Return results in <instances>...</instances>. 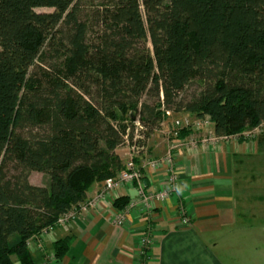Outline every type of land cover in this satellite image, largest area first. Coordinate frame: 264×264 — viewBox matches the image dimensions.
<instances>
[{
	"label": "trees",
	"instance_id": "16d2710c",
	"mask_svg": "<svg viewBox=\"0 0 264 264\" xmlns=\"http://www.w3.org/2000/svg\"><path fill=\"white\" fill-rule=\"evenodd\" d=\"M99 18L90 45L79 0H0V264H35L31 240L124 169L117 149L134 133L121 112H139L147 137L165 111L181 109L209 116L217 136L264 123V0H113ZM48 51L65 59L63 78L45 84L33 68ZM195 80L200 91L179 100ZM92 86L99 103L84 97ZM36 126L43 133H20ZM32 171L48 185L32 184ZM128 203L120 196L114 206ZM71 241L54 243L57 259Z\"/></svg>",
	"mask_w": 264,
	"mask_h": 264
},
{
	"label": "crops",
	"instance_id": "0c3cea01",
	"mask_svg": "<svg viewBox=\"0 0 264 264\" xmlns=\"http://www.w3.org/2000/svg\"><path fill=\"white\" fill-rule=\"evenodd\" d=\"M255 133L203 142L206 130L193 132L195 147L179 144L173 149L178 189L155 204L150 221L138 207L122 225L115 223V199L126 196L131 201L137 196L135 188L125 184L89 211L80 210L75 219L31 240L35 264H142L141 237L150 225L153 246L146 264H264V250L257 245L264 238L241 233L247 225H264L262 164L255 161L262 140ZM162 140L149 139L138 160L148 191L166 185L165 169L148 164L167 151L168 141ZM102 184L94 183L87 199L94 198ZM181 204L191 217L189 225L179 221ZM232 226L238 232L226 233ZM67 237H72L70 247L59 260L54 243Z\"/></svg>",
	"mask_w": 264,
	"mask_h": 264
},
{
	"label": "rangeland",
	"instance_id": "374dc122",
	"mask_svg": "<svg viewBox=\"0 0 264 264\" xmlns=\"http://www.w3.org/2000/svg\"><path fill=\"white\" fill-rule=\"evenodd\" d=\"M79 2L81 5V19L83 21H85L88 25L87 42L90 45L97 44L99 42L100 35L103 31L102 25L100 22V18H99V13L105 5H111L113 0H79ZM37 11H52V9H50V8H38ZM143 45L147 49L152 51V45H151L149 40L145 41L143 43ZM64 59H65V56L63 53H61V52L53 53V51H50V52L48 51L45 53V56H43L42 59L37 61L35 68H33V72L36 73L37 79L42 80L45 84H48V80L50 77H53L54 79L56 77L62 79L63 74H60V71H58V69H60V67H61L60 64L64 62L63 61ZM56 67H58V69H56ZM68 83H69L70 87H72L75 91H77V94H83V91H84L83 88L80 86V83H78V84L75 83L74 78L68 79ZM200 83L201 82L199 80H195L191 84H189L181 92L179 100H181L184 103L190 101L192 96L194 94H197L200 91V89H201ZM87 85H88V83H87ZM91 91L92 92L90 95L84 94V97L86 99H88L89 101H91L92 103H99V99L97 98L96 88H94L92 86ZM143 101L152 102L153 98H151L150 96H145L143 98ZM167 112L168 111H165L166 116L163 117L159 126L155 130H153L152 132L149 133L148 137L146 136L147 129L143 128L142 123L139 120V112H129L128 111V112H124V113L121 112L120 113L121 123H126L127 125H129V128L131 130H133V133H134L132 140H130L126 136L125 143H123L117 149V152L119 153V155L121 156V158L124 161V169L122 171H125L127 168L126 165L128 162V157L129 156L132 157L131 155H133V157L135 158V161L137 162L136 163L137 166L141 170L143 179L145 180L143 168L141 167V165H139L138 160L140 159L142 154H144L146 152L149 139L153 140L156 137H159V139H161V140L163 139V140L168 141L167 151L162 156H160L158 158L163 157L164 155H166V153H168V151L171 147L176 148L179 146V144L189 146L190 148L193 147V146H191L192 145L191 141H195V139H192L191 137H194L192 135L193 132H195L194 130H192L191 133L187 137H184V138H179V136H175L174 134H172V131L174 128V120L182 119V118H184V116L191 117L192 119L196 118V117L193 114L186 111L185 109H181V110H177V111L176 110L175 111H169L170 113H167ZM44 129L45 128H43L41 126H38V127L36 126L35 128H31V127L25 128L24 127L20 130V133L26 137H29L31 135L35 136V135H38L40 133H43ZM130 129L127 130V133L131 135L132 133H131ZM253 131L256 132L255 138L256 139L259 138L262 140L261 146H260V151H259L260 153L257 155V158L255 159V161L262 164V168H261L262 179L264 180V123L261 124L260 126L256 127V128H254V129H248V130H245L244 132H242L240 134L232 135V137H236L238 139H242L245 137L249 138V137H251L249 135ZM202 137H203V134H202ZM227 137H231V136H227ZM173 155H174V152H173ZM158 158H155V159H158ZM174 159H175V157H174ZM152 160H154V159H152ZM29 180L34 185L46 186V185H48V182H49V176L47 174H44V173L39 172V171H32V172H30ZM102 186H103V184H102ZM91 200L87 199L85 202L78 205V207H75L70 212H68L67 213L68 220L64 221V223H67L70 220L75 219L78 216L79 211L80 210L83 211V209H82L83 206H86V208H85L86 210H84V212L89 211V209L92 208L91 206H89ZM262 202L264 203V200H262ZM127 205L125 207H127ZM135 209H137V208H133L131 211L133 212V210H135ZM182 210L184 212L186 211V213L188 214V212L184 206H183ZM131 211L128 212V215H130L132 213ZM128 215H127V217H128ZM188 216H189V214H188ZM150 219H151V217L147 218L148 221H150ZM190 219H191V217H190ZM57 225H61V223H57ZM57 225H56V227H57ZM247 226L248 227H245L243 232H241L242 234L245 235V237H248L250 235H255V236L264 238V225L257 226V227L256 226L250 227L249 225H247ZM148 230L149 231L145 232L144 235H152L151 225H150ZM237 230H239L238 227H233V226L225 228L226 233L229 231L238 232ZM47 231H49V230H47ZM45 232L46 231H43L39 236H37L35 238H39ZM35 238H33V239H35ZM151 240H152V238H151ZM257 245L260 246L259 247L260 249L264 250V241L257 243ZM152 246H153V240H152ZM148 258H149V256H148Z\"/></svg>",
	"mask_w": 264,
	"mask_h": 264
},
{
	"label": "built area",
	"instance_id": "2783aa9c",
	"mask_svg": "<svg viewBox=\"0 0 264 264\" xmlns=\"http://www.w3.org/2000/svg\"><path fill=\"white\" fill-rule=\"evenodd\" d=\"M167 113H170L169 111ZM182 129H191L194 131H202L206 130L207 135L203 142H207L209 140L218 141L219 139H226L227 136H217L213 129V123L209 116H205L203 118H191L188 116H184L182 119L174 120V128L172 134L178 136ZM208 129V130H207ZM193 147L197 145L196 140L191 141ZM175 148V147H174ZM173 147H171L161 158L154 159L149 161V165L155 169H165L167 173L166 178V185L164 188L158 191H148L145 180L143 179L141 170L137 166V162L133 155L132 157H128V162L126 165V170L120 172L117 176L112 178H107L103 181V188L100 189L99 192L95 195L94 198L90 201L89 206H95L98 202L105 200L106 196L111 193L115 192L119 188H121L125 184H129L135 188L137 191V196L131 200L127 207L122 210H118L116 214L115 223L118 225H122L128 215L133 208L140 207L143 211H145L147 218L151 217L155 204L157 202H162L168 199L172 193L176 192L178 189V168L174 159L173 155ZM129 155V154H128ZM86 206H83L82 209H85ZM183 205L179 207V216H180V223L182 225H189L191 222L190 217L183 210ZM185 210V209H184ZM70 215V214H69ZM68 217L67 214L60 218L58 223L64 224V221H67ZM152 247V240L150 235H143L141 238V255L148 258L149 251ZM144 262H142L143 264Z\"/></svg>",
	"mask_w": 264,
	"mask_h": 264
}]
</instances>
